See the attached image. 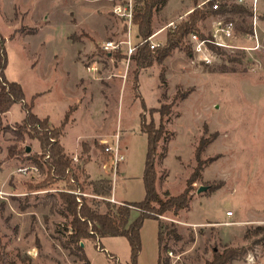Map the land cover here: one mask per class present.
I'll return each instance as SVG.
<instances>
[{"label": "rangeland", "instance_id": "obj_1", "mask_svg": "<svg viewBox=\"0 0 264 264\" xmlns=\"http://www.w3.org/2000/svg\"><path fill=\"white\" fill-rule=\"evenodd\" d=\"M118 1L0 0V42L4 39L8 54L6 78L22 86L25 102L33 101V112L48 117L52 127H59L70 111L60 142L72 160L70 178L49 180V184L48 168H38L27 157L37 154L44 161L39 141L27 136L18 141L11 132L25 116L23 104H15L3 116L0 264H84L63 247L72 217L60 193L78 192L99 212L107 210V202L143 201L148 142L141 131L142 120L154 122L156 128L163 123L166 132L156 155V189L161 195L169 191L178 196L186 189L197 166V147L201 139L206 140L200 153L203 169L189 186V208L177 216L171 212L161 216L180 235L164 241L162 260L205 264L215 251L234 248L241 253L231 264H264V41L257 50L217 51L211 64L192 48L185 49L184 43L162 64L139 67L132 61L127 66L100 49L103 42L118 40L125 31L123 21L113 13ZM186 1L170 0L168 14L164 9L157 12L154 32L171 22L179 24L196 3L202 7L206 0H188L189 11ZM218 1L222 6L227 2ZM262 6L264 0L259 2V20L264 18ZM215 19L209 16L199 22L205 36L213 34ZM171 28L153 41L165 43ZM136 32L133 26V35ZM239 34L242 45H254L243 32ZM94 62L100 66V78L91 80L88 68ZM162 73L166 83L160 79ZM163 103L174 105L161 122L156 110ZM117 132L125 160L114 181L102 164L108 161L104 141L112 142ZM165 144L168 153L162 159ZM14 145L17 150L26 146L32 150L10 155ZM107 178L111 194L94 195V183ZM42 184L47 186L36 187ZM200 187L207 190L198 192ZM138 214L133 212L131 220ZM158 228L157 220L144 221L138 264H158ZM101 242L104 247L98 240L86 241L90 264L129 262L131 250L125 237L101 238Z\"/></svg>", "mask_w": 264, "mask_h": 264}, {"label": "trees", "instance_id": "obj_2", "mask_svg": "<svg viewBox=\"0 0 264 264\" xmlns=\"http://www.w3.org/2000/svg\"><path fill=\"white\" fill-rule=\"evenodd\" d=\"M169 0H135L133 23L137 26L138 35L142 39H148L154 33L153 18L154 15L162 10ZM224 6H220V10L213 9V5L218 0H209L200 7L195 4V7L175 28H171L166 36L165 43L161 46L151 49L149 43L138 45L137 52L132 57V61L139 67L151 66L154 62L162 64L169 57L173 50L181 47L184 43L185 49H189L191 45L188 43V36L191 33H197L201 38H211V35L205 36L200 30L198 24L209 16L217 13L231 11H244L236 5L234 0H226ZM196 2V1H195ZM0 130L3 127V116L7 114L15 104H23L25 116L20 124L11 129V132L18 141H25L26 136L30 139L38 140L40 143L42 158L39 160L37 154L27 155L29 160H32L36 166L44 170V166L48 168V181L53 179L67 180L71 174V158L66 154L60 138L63 134L64 127L69 120L70 111L66 114L65 119L59 127H52L49 118H40L33 112V101L26 103L25 93L22 86L17 82L9 81L6 78L5 70L8 66V54L4 39L0 42ZM210 46L216 51H221L215 46ZM193 50V49H192ZM112 56L122 60L124 56L118 52H112ZM162 83H166V78L163 73L160 75ZM184 99L186 95H183ZM145 109V102H141ZM173 103H163L156 110L160 114L161 122L172 112ZM144 119V114H141ZM10 129V128H7ZM141 131L146 134L148 142V154L144 173V186L146 190L145 199L137 203L125 202L121 205H112L107 203L105 212H99L90 206L84 198L82 204L78 201V196L70 192H61L60 196L66 211L71 215L69 237L63 243V247L70 250L71 255L76 256L79 261L84 264H90L85 250L81 243L85 240L96 242L104 237H125L130 245L131 255L129 264H138L139 254L142 249L141 228L147 219H154L158 222V244L159 256L158 264H167L162 260L161 249L164 241L169 238L179 239L180 235L173 224L169 226L164 224L161 216L168 212L178 215L182 210L188 209L191 197L189 196V186L197 180L200 171L203 169L204 161L200 157V153L206 144L205 139H201L197 150L196 159L197 166L194 172L187 180L186 189L178 196H173L169 191H165L163 195L158 193L156 189V155L158 153L159 143L164 138L165 131L163 123L160 128H156L154 122L147 124L145 120L141 121ZM168 141V138H165ZM10 155L26 154V147L17 150V146L9 148ZM168 153V146L165 144L161 152V158L164 159ZM47 157V159H45ZM50 184V181H49ZM47 184L36 186L37 188L45 187ZM79 190H83L81 185L75 186ZM32 189V188H31ZM93 191L96 195L107 196L111 194L112 187L109 181H101L94 183ZM81 197V196H80ZM138 212V216L131 220L132 213ZM2 242L0 239V252ZM239 249H225L223 252H214L211 261L205 264H231L232 261L239 256ZM11 264H16L12 262ZM114 264H121L119 261H114Z\"/></svg>", "mask_w": 264, "mask_h": 264}, {"label": "built area", "instance_id": "obj_3", "mask_svg": "<svg viewBox=\"0 0 264 264\" xmlns=\"http://www.w3.org/2000/svg\"><path fill=\"white\" fill-rule=\"evenodd\" d=\"M207 1L209 0L204 1L203 4ZM259 2L260 0H234V3L244 11H225L213 15L216 16L217 19L214 20V32L211 35V38H201L197 33H191L188 36V43L191 45L193 51L201 55V58L205 63L211 64L212 56L215 55L217 51L213 49L210 44L219 50L239 49L241 51H250L261 48L258 34L259 19L257 15ZM220 6V2H216V4L213 5V9L218 11L220 10ZM134 7L135 0L118 1L113 8V13L123 21L124 28L126 29L122 37L118 40H107L100 46V49L103 52L109 53L111 57L112 52H120L124 56L122 61L124 60L127 66L131 64L132 57L136 54L138 45L149 43L150 48L155 49L156 47L161 46V43L154 42L153 38L162 33L168 27H176L174 22H171L167 27H164L157 32L155 31L148 39H142L140 36L133 35L132 27L136 26L133 23ZM240 32L247 35V40L252 41L254 45L250 47L238 45L237 43L239 42L238 37L240 36ZM89 69L94 73H98L100 71V66L97 62H94L89 66ZM113 138V141L110 143L104 141L106 144L105 152L108 155V161L103 165V168L111 171L110 174L113 175L115 181L119 172V166L124 162L125 156L120 145L119 132H117ZM73 193L78 196V201L82 203V200L80 199L81 194L78 192Z\"/></svg>", "mask_w": 264, "mask_h": 264}, {"label": "crops", "instance_id": "obj_4", "mask_svg": "<svg viewBox=\"0 0 264 264\" xmlns=\"http://www.w3.org/2000/svg\"><path fill=\"white\" fill-rule=\"evenodd\" d=\"M170 1V0H169ZM169 1H168V3L166 4V6L163 8L164 10V13H166V14H168L167 12V7H168V4H169ZM262 0H260V2H261ZM186 10H188L189 11V8H191V4H187V3H189V1L187 0L186 2ZM258 6H259V3H258ZM180 10H181V13H183V9L182 8H180ZM261 10H262V12H263V14H264V6H262L261 7ZM192 11V10H191ZM190 11V12H191ZM185 12V11H184ZM170 24V23H169ZM166 27V26H165ZM164 28V27H163ZM126 29V28H125ZM162 29V28H161ZM158 30H160V29H158ZM157 30V31H158ZM156 31V32H157ZM259 31L261 32L260 33V35H259V42H260V44H261V46H262V43L261 42H263L264 41V18H261L260 17V20H259V25H258V34H259ZM135 35H137V36H139L138 35V32H136L135 33ZM247 42H252V41H249V40H247ZM77 44H81V43H77ZM238 45H241V46H243L242 44H241V42L239 41L238 43H237ZM244 46H247V45H244ZM248 47H250V46H248ZM111 57V55H109V58ZM111 58H114L113 56L111 57ZM88 70H89V72H90V76L89 77H91V80H94V79H99L100 77L98 76V74L97 73H94V72H92L89 68H88ZM123 71V70H122ZM121 72V71H120ZM80 79H87V78H84V77H82V78H80ZM103 165H104V163L102 164V168H103ZM103 171L105 172V169H103ZM106 173V172H105ZM107 174V173H106ZM111 175V174H110ZM95 177V176H94ZM108 180H106V181H109L110 183H111V180H110V178H107ZM94 192V191H93ZM94 195H96L95 193H94ZM98 196H100V195H98ZM101 197H104V196H102L101 195ZM113 197H114V199H117L116 197H115V195H114V193H113ZM118 200V199H117ZM119 201H121V200H119ZM126 201H121L120 202V204H118V205H121V204H124ZM108 203V202H107ZM111 203V202H110ZM112 204V203H111ZM112 205H115V204H112ZM117 205V204H116ZM104 238H106V237H104ZM86 241L87 240H85L83 243H84V246H83V248H84V250H85V248H86ZM98 242L103 246V243L101 242V238L98 240ZM104 247V246H103ZM129 262H130V260H129ZM129 262H127V264H129Z\"/></svg>", "mask_w": 264, "mask_h": 264}, {"label": "water", "instance_id": "obj_5", "mask_svg": "<svg viewBox=\"0 0 264 264\" xmlns=\"http://www.w3.org/2000/svg\"><path fill=\"white\" fill-rule=\"evenodd\" d=\"M32 148L30 146H26V152L29 154L31 152ZM207 190V187H200L198 192H202ZM81 246H84V243H81Z\"/></svg>", "mask_w": 264, "mask_h": 264}]
</instances>
